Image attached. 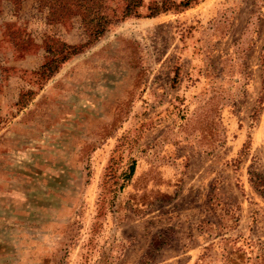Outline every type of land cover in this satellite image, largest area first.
Wrapping results in <instances>:
<instances>
[{"label":"rangeland","instance_id":"rangeland-1","mask_svg":"<svg viewBox=\"0 0 264 264\" xmlns=\"http://www.w3.org/2000/svg\"><path fill=\"white\" fill-rule=\"evenodd\" d=\"M139 1L0 0V264H264V0Z\"/></svg>","mask_w":264,"mask_h":264},{"label":"trees","instance_id":"trees-1","mask_svg":"<svg viewBox=\"0 0 264 264\" xmlns=\"http://www.w3.org/2000/svg\"><path fill=\"white\" fill-rule=\"evenodd\" d=\"M13 12L17 14L20 11L22 0H11ZM134 1L133 6L130 2ZM41 6L47 9L48 16L52 19L56 17L71 19L78 17L81 24L89 27L92 38L95 40L101 36L107 26L111 23L104 12V0H38ZM139 0H126L123 15H131L135 7L140 6ZM179 5L187 7L188 1L179 3ZM169 1L163 0L161 3L152 1L146 7L147 16H154L159 12H163L169 8ZM7 37L10 45L15 52L26 53L30 46L27 37L22 36L20 32L13 31L11 28L7 30ZM43 61L39 65L37 72L42 77L47 79L57 71L59 66L69 59L71 56L77 54L81 50V46L66 44L62 40L54 36L45 37L42 46Z\"/></svg>","mask_w":264,"mask_h":264}]
</instances>
